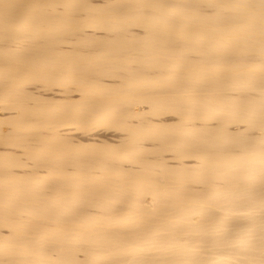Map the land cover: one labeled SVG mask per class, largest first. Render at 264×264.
Segmentation results:
<instances>
[{
  "label": "bare ground",
  "instance_id": "obj_1",
  "mask_svg": "<svg viewBox=\"0 0 264 264\" xmlns=\"http://www.w3.org/2000/svg\"><path fill=\"white\" fill-rule=\"evenodd\" d=\"M0 264H264V0H0Z\"/></svg>",
  "mask_w": 264,
  "mask_h": 264
}]
</instances>
